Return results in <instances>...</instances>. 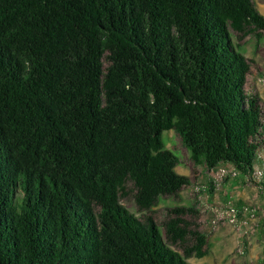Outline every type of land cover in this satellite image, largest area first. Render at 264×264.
Listing matches in <instances>:
<instances>
[{"label":"trees","instance_id":"trees-1","mask_svg":"<svg viewBox=\"0 0 264 264\" xmlns=\"http://www.w3.org/2000/svg\"><path fill=\"white\" fill-rule=\"evenodd\" d=\"M262 29L253 0H0V264H191L189 209L121 199L190 184L166 130L194 165L264 166Z\"/></svg>","mask_w":264,"mask_h":264},{"label":"rangeland","instance_id":"rangeland-1","mask_svg":"<svg viewBox=\"0 0 264 264\" xmlns=\"http://www.w3.org/2000/svg\"><path fill=\"white\" fill-rule=\"evenodd\" d=\"M253 1L264 16V0ZM233 40L236 42L235 38ZM241 50L250 65L245 91L259 97L264 118V29L260 37L250 35L246 38ZM162 139L166 147L179 156L175 170L187 175L190 184L183 187L176 198L161 196L151 212H139L133 201L132 185L128 183L121 203L135 216L142 219L151 215L160 225L168 218L169 209L181 205L189 209L182 217L192 231L187 237V244L193 248L192 255L187 258L191 264H264L263 181L239 171L236 176H220L217 167L209 170L203 164L194 165L173 130L164 131ZM258 164L255 163V169ZM231 166L221 163L218 167ZM209 186L214 188L212 194L207 192ZM229 206L237 209L235 222L219 220L214 224L217 210ZM169 246L183 255L179 246L170 243Z\"/></svg>","mask_w":264,"mask_h":264},{"label":"built area","instance_id":"built-area-1","mask_svg":"<svg viewBox=\"0 0 264 264\" xmlns=\"http://www.w3.org/2000/svg\"><path fill=\"white\" fill-rule=\"evenodd\" d=\"M216 172L220 176H226V175L236 176L238 173L237 170L234 169L232 166L230 168L217 167ZM255 177L264 182V166L258 168L255 171ZM236 215H237V209L234 206H229L225 209H221L220 211L217 210L216 219L213 220V223L216 224L219 220H225L228 223H234L236 220Z\"/></svg>","mask_w":264,"mask_h":264}]
</instances>
